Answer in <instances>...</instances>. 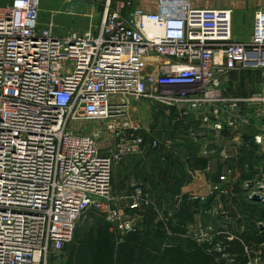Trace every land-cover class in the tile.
Segmentation results:
<instances>
[{
    "label": "built area",
    "instance_id": "2783aa9c",
    "mask_svg": "<svg viewBox=\"0 0 264 264\" xmlns=\"http://www.w3.org/2000/svg\"><path fill=\"white\" fill-rule=\"evenodd\" d=\"M195 1L107 0L94 31L61 35L40 25L41 0H0V264H53L89 211L122 241L138 229L133 211L148 204L149 193L136 186L125 207L117 205L113 169L148 147L131 132L141 129L143 102L210 114L191 131L211 154L213 137L219 143L228 134L235 143L236 132L264 122V6L252 38L241 41L232 9ZM243 70L261 73V86L227 96L229 73ZM102 130L117 138L109 152L98 143ZM253 142L264 155V125ZM170 145L155 138L149 148ZM258 190L252 197L264 202V187ZM221 215L230 219L229 211ZM218 234L209 226L191 237L201 245ZM213 249L227 264H263L261 250L246 249L248 262L237 263L222 245Z\"/></svg>",
    "mask_w": 264,
    "mask_h": 264
},
{
    "label": "rangeland",
    "instance_id": "374dc122",
    "mask_svg": "<svg viewBox=\"0 0 264 264\" xmlns=\"http://www.w3.org/2000/svg\"><path fill=\"white\" fill-rule=\"evenodd\" d=\"M106 4L107 0H41L40 25L42 27L53 25L54 31L61 35L70 32L82 34L94 31L103 20ZM258 5L264 6V0H261ZM253 18L254 13H247L245 17L246 24H248L250 30L252 29ZM261 83L262 76L257 71H234L229 73L227 81L224 83L223 91L230 97H244L258 90ZM185 108L186 111L175 103L143 102L139 117L141 129L132 130L131 132L144 136L147 139L148 147L139 155L129 156L130 158L128 157L127 161H123L124 163L118 162L114 164L113 186L118 197L117 205L120 204L123 207L121 197H131L136 186H141L149 193L147 197L149 202L142 205L139 219L143 223V230L148 227L151 228V220L155 221L158 216V208L160 209L159 216L161 215V221L157 223L155 221V223L159 228L165 229L167 222L170 221L169 212L172 211L176 201L181 199L178 192L191 182L198 184L200 180L198 171H190L185 161L187 158L192 157L189 154H195L193 148L197 140L192 136L191 128L199 130V127L205 123V118L207 116L211 117V115L205 112L191 111L189 106ZM263 125V121H258L253 128L245 127L242 131L235 133L236 140L233 153L236 155V161L217 164L216 171L218 173L225 171L231 174L229 180H221L222 187H231L236 180L234 176H236L239 178L236 181L237 186L251 189V196L255 193L260 194L258 189L264 187V161L257 160L256 153H254V156L252 153L255 152L253 136L260 132V128ZM87 129L95 131L98 128L95 129L89 126ZM102 131L98 136V143L109 152L116 145L117 138L110 132ZM228 131L230 130L225 132ZM223 137L229 139L228 134ZM155 138L171 142L172 145L167 149L162 148L154 151L149 148V144ZM187 149L190 151L187 152ZM157 158L158 161L156 160ZM156 165L161 171L157 172L154 170ZM139 168L145 171H140ZM168 172L171 175L170 177H167ZM154 173H161L162 176L157 179V175H154ZM251 177L253 178L249 179ZM156 179L161 191L162 188H165L162 194H157L155 191ZM223 179H226V177H223ZM241 196L246 201L236 203L232 210L233 215L238 214L243 216V218L248 216L251 221L259 222L258 208H263L262 202H255L251 209L247 210L251 202L250 199L248 200L250 195ZM143 198L146 199V195H143ZM188 199L195 200L192 195ZM221 200L228 201L230 198ZM245 202H247V206ZM222 205L225 207L223 203ZM210 213L212 214V212ZM106 224L105 217L95 211H89L84 214L78 222L73 240L64 243L62 248L57 251L55 257L51 258V262L53 264H77L78 238L88 229H94L101 225L107 226ZM206 226L209 227L208 225ZM231 228L236 234L242 233V230L235 229L234 226ZM187 232H190L189 236L194 234L193 231ZM176 241L182 242L186 246L191 245V241L186 238L176 239ZM115 243L119 245L122 240L115 239ZM116 252H118V255L116 256L117 261L115 264H121L124 260L121 259V248L119 246L116 248ZM154 252L160 253L158 250Z\"/></svg>",
    "mask_w": 264,
    "mask_h": 264
},
{
    "label": "crops",
    "instance_id": "0c3cea01",
    "mask_svg": "<svg viewBox=\"0 0 264 264\" xmlns=\"http://www.w3.org/2000/svg\"><path fill=\"white\" fill-rule=\"evenodd\" d=\"M260 1L261 0H197L195 1V3L197 6H201L205 8L232 9L233 10V33H234L235 39L241 40V41H249L253 36L255 12L258 8L262 7L258 5ZM247 13H252V14L254 13L253 24H252L251 30L245 21V17ZM206 145L207 144L205 142L203 143V146L197 145V144L194 145L195 147L193 149L195 151V154H189L190 156H192V157L189 156L190 157L189 159L195 158V157L206 159L207 166L205 168H201V169L191 168L189 166V161H188L189 159L187 158L185 161L187 162V167L188 169H190V171H193V170L196 172L198 171L200 180L198 184L191 182L189 185L183 187L182 190L178 192L181 199L176 201V203L172 207V211L169 212L170 213L169 214L170 221H168L169 224L167 222V226L165 227V229H161L157 226L156 223L158 221L159 222L161 221L160 220L161 215L159 216V212H160L159 208L157 212L158 213L157 215L159 217L157 216L155 218L156 223L154 220H151V228L155 232H159L160 230V232L164 234L165 236L164 242H166L165 244H167V242L172 243V244L174 243L183 244L182 242H177L176 239L179 240L182 238H186L191 241L190 246L197 245V243L191 236L189 235L186 236V232L187 231H193L194 233L198 232L201 228L207 227L206 225L213 226L217 231H220V232L221 231L228 232L230 233V235H233L236 238L240 235L243 236L246 233L251 232V230L254 228H257V227L260 229L264 228V225L260 226V222L261 221L264 222V216H261L260 214H259V222L251 221L248 216H245V218H243V216H239L238 214L233 215L232 210L234 209L236 203L245 200L241 195H244V196L250 195L248 196L249 197L248 200L250 199L251 201L249 204L250 206L247 204V202H245V205L246 206L248 205L247 210L251 209L252 205H254L255 202H261V201L255 200L251 196L250 194L251 189H246V187L237 186L236 181L239 178H237L236 176H234L236 180L231 187H222L221 180H224V181L229 180L231 177L230 176L231 174H228L225 171H222L221 173H218L216 171L218 163L225 164L228 162L236 161V158H235L236 155L233 153L235 144L231 141L230 138L226 139L224 137L223 141L218 143L215 137H213L208 145V148L210 150H217L216 154L206 153V149H205ZM254 146H255V152H253L252 155L254 156V153H256L257 160L264 161V155H262L259 152L258 146H256L255 144ZM202 148L203 150H201ZM189 151L190 150L187 149V152ZM129 158H126L125 161H127ZM156 160L158 161V158ZM139 170L145 171V170H142V168H139ZM154 170H156L157 172L161 171L158 165H156V168H154ZM154 175H157L156 177L157 179L158 177L160 178V176H162L161 173L159 174L154 173ZM169 176L170 174L168 172L167 177ZM223 177H226V179H223ZM252 178L253 177L249 179H252ZM263 178H264V175H263ZM157 179L154 185L155 191L157 194H162V191H165V188H162V191H161V187L158 185ZM249 184L251 185V183ZM216 186L219 187V190H216L213 194V188ZM192 194L205 196L207 199L205 201L204 200L201 201L200 199L194 200V201H197V203L191 208V212L193 215L191 219H183V218L178 219L176 217V212L180 208V205H181L180 201L182 200L183 196L186 195L187 197H189ZM228 197L230 198V200L228 201L221 200V199L225 200ZM121 200H122L121 202L124 208L128 200L124 199V197ZM222 203L225 205V207L222 205ZM262 204L264 205V202H262ZM141 209L142 208H139L133 211L135 216L137 215V218H138L137 219L138 229L132 233L144 232L146 229L150 228L148 227L144 230L142 229L143 223H141V221L139 220L141 216ZM222 210L227 211V212L229 211V215H230L229 220H226L221 215ZM259 210L260 211L264 210V206L263 208H260V209L258 208V212ZM210 212H212V214ZM231 212L232 214H230ZM232 226H234L235 229L242 230V233L236 234L234 230H232L231 228ZM179 227L184 229V231L178 230ZM192 228H195V229H192ZM173 240H175L176 242L175 241L172 242Z\"/></svg>",
    "mask_w": 264,
    "mask_h": 264
},
{
    "label": "trees",
    "instance_id": "16d2710c",
    "mask_svg": "<svg viewBox=\"0 0 264 264\" xmlns=\"http://www.w3.org/2000/svg\"><path fill=\"white\" fill-rule=\"evenodd\" d=\"M188 161L191 168L201 169L207 166L206 159L195 157ZM180 202L176 217L191 219V208L197 201L190 200L185 195ZM259 214L264 216V210L259 211ZM106 225L88 229L78 238L77 264H115L118 246L121 248L123 264H227V258L216 252L213 244L222 245L225 254L234 257L237 263L248 262L246 249H249L252 255L258 250L264 254V228H254L251 232L233 239H228L230 233L221 231L213 242L192 246L168 242L165 244V236L160 230L155 232L148 228L144 232L128 233L122 243L117 245V238L110 231L108 222ZM178 230L184 231L180 227ZM157 250L159 254L154 252Z\"/></svg>",
    "mask_w": 264,
    "mask_h": 264
},
{
    "label": "water",
    "instance_id": "95a60500",
    "mask_svg": "<svg viewBox=\"0 0 264 264\" xmlns=\"http://www.w3.org/2000/svg\"><path fill=\"white\" fill-rule=\"evenodd\" d=\"M255 200L261 201V198L259 196H254L253 197Z\"/></svg>",
    "mask_w": 264,
    "mask_h": 264
}]
</instances>
